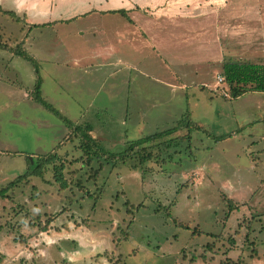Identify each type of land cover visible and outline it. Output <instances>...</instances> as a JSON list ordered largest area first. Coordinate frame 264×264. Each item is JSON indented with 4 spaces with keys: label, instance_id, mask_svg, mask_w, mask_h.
Instances as JSON below:
<instances>
[{
    "label": "rangeland",
    "instance_id": "374dc122",
    "mask_svg": "<svg viewBox=\"0 0 264 264\" xmlns=\"http://www.w3.org/2000/svg\"><path fill=\"white\" fill-rule=\"evenodd\" d=\"M249 1L155 0L158 22L143 21L158 23L159 45L124 47L118 14L56 24L47 10L28 26L3 0L15 17L0 13V188L28 176L0 197V264H264V92L215 88L222 61L264 63L263 40L232 37ZM90 24L107 39L80 36ZM20 38L43 40V61L21 62L48 108L24 69L6 67L30 51ZM72 55L100 58L74 67ZM81 117L88 153L67 139Z\"/></svg>",
    "mask_w": 264,
    "mask_h": 264
},
{
    "label": "crops",
    "instance_id": "0c3cea01",
    "mask_svg": "<svg viewBox=\"0 0 264 264\" xmlns=\"http://www.w3.org/2000/svg\"><path fill=\"white\" fill-rule=\"evenodd\" d=\"M9 1L12 6L18 9V11L20 12L23 11L27 14L29 19L28 26L31 25L32 23L42 22L43 15L47 14V10L50 13H54L55 16L54 18H49V20H44L43 22L55 21L56 24L57 23L67 24L72 20H76L78 17L85 18L91 15H93L96 19H98L96 21H104L105 19L108 18L113 19V15L118 14L120 15V18L123 19V22L121 23L120 26L116 25L115 27H113L112 35L114 36L113 39L116 40V43H120L121 46L124 47L125 46L144 47L145 45L153 46L158 44V42L156 41L159 40L158 34L151 32L156 29L154 28V26L158 25V23H149V21H147V23H144L143 21V19L145 18L144 14L148 13L155 22H158L159 15L157 16L156 14L157 6L155 4V0H55V2L54 0H8V2ZM255 3L256 4L250 1L248 2L249 17H248V21L245 24L246 27L241 28L239 23L233 25L232 37L234 39H237L239 43H240L239 38L241 37L242 34L241 30L244 31L245 28H247L246 36L247 38H249V41H251L252 38L255 39L254 42L256 44H258L259 40L264 41V14H263L264 0L263 3H261L260 0H255ZM0 7L4 10H8L3 7V0H0ZM54 7H55V11L53 12ZM119 10H121L122 12H118ZM136 18L139 20L137 21ZM35 19H41V20H35ZM173 26L175 27V25ZM177 28L181 30L183 28L184 30V23H181V25L178 26ZM90 29L94 30V33H90L87 31L83 32L82 30H79V35L80 36L94 35L96 37L101 36L103 39H107L108 36H106L104 33V31H108L106 30L107 27L105 28L102 24H100L99 26L90 24ZM31 30L32 28H28L27 30L28 33H30ZM150 34H152L151 37ZM5 36H7V38L10 37V35L8 34H6ZM187 36L191 37L192 35L191 33H188ZM181 37L185 38L186 34H183ZM19 41H20L19 43H21L23 46L25 43H27L26 44L27 46H31L32 44L29 52L27 51V48L25 50V48L23 47L24 50L22 49V52L25 55L30 57L32 60L34 58L36 60L43 61V59L40 57L41 55L40 49L43 48V40L41 41V43L36 45L35 42H32L27 38L22 40L20 38ZM107 44H111L110 41ZM184 44H186V42H184ZM109 46H114V45H109ZM190 46L191 45L189 44V47ZM102 51L103 50L99 52L101 53ZM101 55H102L101 57L102 59L105 58L103 54ZM21 57L23 59H21ZM97 58H100V56L96 57V56H88V55L87 56L72 55L68 63H72L74 67L79 65L82 67H86L88 63L93 62ZM248 58L250 59L249 62L260 64V62L257 59H253L251 56H249ZM27 59H28L27 57L25 58V56H20L19 54L9 55V57L7 58V61L9 63H7L6 67L8 68L10 64L13 70L24 69L28 77L36 82L37 75H34L33 73L37 74V68L28 67V65H25L24 63L21 62ZM220 73L222 75V70ZM177 75L179 74L175 73V76ZM24 96L27 98L29 97L28 95H24ZM81 122L88 123L85 120H83L82 117L79 119V123ZM90 132L91 134L92 132L95 133L93 126L91 127Z\"/></svg>",
    "mask_w": 264,
    "mask_h": 264
},
{
    "label": "trees",
    "instance_id": "16d2710c",
    "mask_svg": "<svg viewBox=\"0 0 264 264\" xmlns=\"http://www.w3.org/2000/svg\"><path fill=\"white\" fill-rule=\"evenodd\" d=\"M118 12H122L119 10ZM0 13L10 15L12 17H15V14L11 13L8 10H4L0 7ZM124 14V13H123ZM46 24V23H43ZM22 56L27 57L28 59L32 60L30 57L25 55L24 53L21 54ZM222 76L224 78L223 83H226L228 86V91L231 95V97L235 98L240 96L241 94L245 93L247 90H255L264 92V63L256 64L249 61H243V60H224L222 62ZM36 88L34 89L33 93L36 94L37 100L42 103L45 107H49V105L39 97L38 95V89H39V81H36ZM57 112V111H56ZM84 128L86 130H84ZM82 127L81 125L74 126V131L71 135L67 137V139L77 138L80 136L81 138V148L84 150V152L88 153L93 146H96L95 139L92 138L90 135L91 131V125L86 124L85 127ZM156 136V135H153ZM152 136V137H153ZM148 157V156H145ZM45 161V159H43ZM89 164L91 163V158L89 157V161H87ZM42 164L39 162L34 170L32 171V174L37 176H42ZM99 171H95L94 175H98ZM28 176L27 174H22L18 176L17 178L10 181L8 185L5 187L0 188V197H7V193L10 191L12 187L15 186V184L22 179L26 178ZM58 180L62 179V177H57ZM56 178V179H57ZM63 186V187H62ZM61 188H65L66 182H63V185ZM225 203L227 200L223 199ZM228 203V202H227ZM230 204V203H228ZM264 216V215H263ZM44 229H46L44 227ZM225 264H239L237 261H232L227 259L224 261Z\"/></svg>",
    "mask_w": 264,
    "mask_h": 264
},
{
    "label": "built area",
    "instance_id": "2783aa9c",
    "mask_svg": "<svg viewBox=\"0 0 264 264\" xmlns=\"http://www.w3.org/2000/svg\"><path fill=\"white\" fill-rule=\"evenodd\" d=\"M223 80H224L223 76L221 74H218L217 77H216V86L219 85V84H222ZM217 87H215V88H217ZM223 95L227 96V93L224 92Z\"/></svg>",
    "mask_w": 264,
    "mask_h": 264
}]
</instances>
